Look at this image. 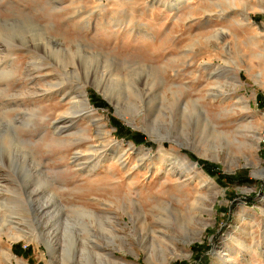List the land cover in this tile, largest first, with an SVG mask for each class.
Wrapping results in <instances>:
<instances>
[{"label": "rangeland", "instance_id": "obj_1", "mask_svg": "<svg viewBox=\"0 0 264 264\" xmlns=\"http://www.w3.org/2000/svg\"><path fill=\"white\" fill-rule=\"evenodd\" d=\"M254 170L264 0H0V264H264Z\"/></svg>", "mask_w": 264, "mask_h": 264}, {"label": "bare ground", "instance_id": "obj_2", "mask_svg": "<svg viewBox=\"0 0 264 264\" xmlns=\"http://www.w3.org/2000/svg\"><path fill=\"white\" fill-rule=\"evenodd\" d=\"M86 97H88L87 95H86ZM127 122H128V120H126ZM128 124L132 127V128H134L135 129V127H133V125L132 124H130L129 122H128ZM247 129H249L248 127H247ZM251 130V129H250ZM253 131H256L255 129H253L252 128V132ZM253 134H256V136H258V138H259V140L255 143V146L254 147H256L257 149L259 148V146L261 145V141L263 140V136L261 135V134H259V133H253ZM264 175V171L263 170H254V172L252 173V176H253V178H255V179H259V178H261L262 176ZM198 222H199V220H198ZM17 234V233H16ZM195 234H196V236H194V237H192V238H189L188 239V241H186V243H185V246H190V245H192L193 243H195L196 242V239L198 240L199 238H201V236H202V232L200 231H197V232H195ZM22 237H20V236H13L12 237V241L13 242H18L20 239H21ZM28 238V237H27ZM29 239V238H28ZM52 240V239H51ZM12 243V242H11ZM49 243L51 244V242H50V240H49ZM49 246V245H48ZM51 248V247H50ZM53 249V248H52ZM3 257L2 258H4V259H6V260H8V261H10L11 259H13L14 257L12 256V254H11V252L9 251V249H6L5 250V252L4 253H2L1 254ZM0 255V256H1ZM16 262V261H15ZM19 263V262H18Z\"/></svg>", "mask_w": 264, "mask_h": 264}, {"label": "trees", "instance_id": "obj_3", "mask_svg": "<svg viewBox=\"0 0 264 264\" xmlns=\"http://www.w3.org/2000/svg\"><path fill=\"white\" fill-rule=\"evenodd\" d=\"M102 105H104V104L102 103ZM137 136H138V138H139V139H138L139 141H141V140L143 139V136H141V135H137ZM193 247H194V246H192V248H193Z\"/></svg>", "mask_w": 264, "mask_h": 264}, {"label": "water", "instance_id": "obj_4", "mask_svg": "<svg viewBox=\"0 0 264 264\" xmlns=\"http://www.w3.org/2000/svg\"><path fill=\"white\" fill-rule=\"evenodd\" d=\"M129 127H131L129 124H128ZM132 128V127H131ZM134 129V128H133ZM178 146V145H177ZM179 147V146H178ZM198 166V165H197ZM199 167V166H198Z\"/></svg>", "mask_w": 264, "mask_h": 264}]
</instances>
